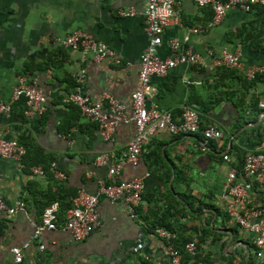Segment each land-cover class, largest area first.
<instances>
[{"label": "crops", "instance_id": "0c3cea01", "mask_svg": "<svg viewBox=\"0 0 264 264\" xmlns=\"http://www.w3.org/2000/svg\"><path fill=\"white\" fill-rule=\"evenodd\" d=\"M146 3L0 0V100L9 99L17 76L23 74V66L37 51L34 61L43 66L30 77L47 96V109L41 116H27L25 104L16 101L8 115H0V134L39 148L66 174L62 181L72 191H97L98 181L107 177V167L96 164L95 156L102 152L120 154L134 136L135 125L119 123L113 138L103 140L78 106L63 98L73 90L75 76L84 68L83 89L93 101L105 103L106 95H112L131 112L140 55L147 44L142 14ZM129 8H134L133 15L119 13ZM212 16L210 5L199 7L194 0H181L179 22L170 21L165 26L157 53L160 57L169 55L168 41L178 39L182 50L198 52L203 63L178 64L163 77H153L157 94L152 102L169 109L175 118L184 106H190L199 113L201 127L216 125L222 137L204 144L201 132L158 131L144 146L137 165H125L118 176L120 180L143 177L137 218L129 217L122 201L112 203L100 196L97 213L101 225L81 241L59 229L45 230L31 240V220L40 221L46 201L43 194L57 179L35 175L30 167L25 172L23 163L0 157V194L9 204L23 200L28 215L18 211L11 217L0 216V264H15L10 248L25 243L28 245L22 248L23 259L18 264H151L147 255L166 257V240L157 234L166 223L182 225L180 236L196 239L200 254L217 264H264V255L258 258L255 254L252 235L223 218L228 201L227 173L235 167L237 177L242 178L244 154L264 151V108L260 106L264 76L252 80L237 69L235 73L221 72L220 66H209L223 50L239 51L247 64L264 62V8H233L216 24H211ZM193 28L204 30L190 31ZM74 30L102 41L115 52L114 57L96 60L89 53L56 42L57 37ZM186 35L188 39L183 41ZM217 98L221 100L214 104ZM247 184L245 203L264 206V171L250 177ZM183 213L185 217H181ZM208 228L211 231H206ZM173 232L178 237L179 232Z\"/></svg>", "mask_w": 264, "mask_h": 264}, {"label": "built area", "instance_id": "2783aa9c", "mask_svg": "<svg viewBox=\"0 0 264 264\" xmlns=\"http://www.w3.org/2000/svg\"><path fill=\"white\" fill-rule=\"evenodd\" d=\"M199 7L210 5L213 11L211 24L220 22L225 13L233 8L249 11L254 5L264 8V0H194ZM122 16L135 13L134 8L121 9ZM144 17V31L147 44L140 55L138 84L131 94V112H126L123 102L112 95H106L105 103L93 101L90 95L84 91L85 69L81 68L75 76L76 85L73 90L63 98L67 103L76 104L81 115L89 122L96 125L99 135L103 140H111L115 127L119 123L133 122L135 134L127 143L120 154L114 152H102L95 156L98 165L107 167V177L98 181L97 191L93 194L79 190L72 199V208L68 211L66 219L57 223L58 202L48 204L42 213L39 222L32 221L31 240L39 238L45 230L59 229L69 232L76 241L84 240L92 231L101 225L97 213L99 197L103 196L112 203L122 201L126 212L132 219L137 218V208L140 204L141 194L144 189L143 177H132L128 180L118 178L125 165L135 166L139 162L140 155L153 135L160 130L170 133H196L201 132L203 143L210 140L217 141L223 135L216 125L201 127L199 113L190 106H184L178 117H174L169 109L158 108L152 100L157 94V87L152 78L163 77L178 64L200 65L202 56L191 48L181 49L178 39L168 41L169 55L160 57L157 53L161 45L165 26L170 22L178 23L181 16V0H147L142 11ZM204 29L193 28L190 31L200 32ZM188 39L184 36L183 41ZM56 42L69 48L79 49L82 54L89 53L96 60L106 57H114L115 52L102 41L94 38L82 30H74L63 36L57 37ZM210 68L224 66L237 69L245 73L248 79L257 74H264L263 63H245L241 59L239 51H222V56L215 59ZM20 98H24L25 114L27 116H41L47 109V96L37 81L25 74H19L7 100H0V115H8L12 111L13 104ZM264 108V100L260 102ZM25 148L16 140L6 139L0 134V157L20 162ZM225 161H230L227 155H223ZM54 177L65 180L66 174L55 168L51 162ZM242 178L237 177V169L232 167L227 173L226 196L228 201L226 211L231 221L242 231L251 234L255 245V254L258 258L264 255V206L249 207L245 201L248 198V184L250 177L264 171V151L246 152L242 160ZM35 175L44 176L40 166L31 167ZM22 211L27 215L25 202L17 200L13 204L0 194V216L11 217L16 212ZM28 216V215H27ZM157 234L166 240V257L159 259L147 255L146 260L151 264H200L194 258L197 254L196 239L185 243L182 250L173 245L175 233L165 228H158ZM25 243L23 247H26ZM12 246L10 251L15 264L23 259L22 248ZM43 248V245H39ZM184 254L188 260L184 261Z\"/></svg>", "mask_w": 264, "mask_h": 264}, {"label": "trees", "instance_id": "16d2710c", "mask_svg": "<svg viewBox=\"0 0 264 264\" xmlns=\"http://www.w3.org/2000/svg\"><path fill=\"white\" fill-rule=\"evenodd\" d=\"M40 51H37L35 53H33L28 62L25 63V65L23 66V70L22 73L27 75V76H31V74L33 73V71L39 69L40 67H42L43 65H41L40 63H36L34 60L35 58L39 55ZM219 68H221V72H234V69L231 68H227L224 66H220ZM263 77L264 74H257L255 76L254 79L258 78V77ZM252 79V80H254ZM21 102L24 103V98H20L19 99ZM18 100V101H19ZM221 99L217 98L214 102V104H217ZM25 104V103H24ZM257 103H254V106H256ZM20 144H22L25 148V152L22 155L21 158V163L24 164V171L27 172L29 167H33V166H40L44 172V175L47 176L49 179L53 180L54 177V173L51 169V159L50 157L47 155H45L39 148L35 147L34 145H28L26 141H22L19 140L18 141ZM210 142V141H209ZM208 142V143H209ZM53 162V161H52ZM53 175V177H52ZM53 178V179H52ZM52 187L54 189H52ZM52 189V191H51ZM51 189H48L43 195L44 197H46V201L44 202V208L50 204L51 202H58V210H57V220L60 219V221H63L66 219V214L68 213V211L72 208V199L74 196H76L77 192L76 191H72L70 190L66 183L62 180H54V184L53 186L51 185ZM143 194V193H142ZM142 194H141V198H142ZM199 207V205H198ZM43 208V210H44ZM183 208L186 209V207L184 206ZM138 209V208H137ZM191 209H193V206L191 207ZM190 209V211H191ZM43 213V211H42ZM185 213L182 214L181 217H185ZM42 217V216H41ZM179 217V218H181ZM224 220H230V217L228 216L227 212L226 214L223 216ZM41 220V219H40ZM182 225H177V226H173L170 223H166L165 224V228L168 229L169 231H177L179 232L178 237H175L172 240V243L175 247L180 248L182 250V248L184 247L185 243L190 241L191 239H189L188 236H180L181 234V229H182ZM232 230H236L235 226H231ZM180 229V230H179ZM206 231H211L210 228H208ZM213 234L215 236L220 235L221 233H214ZM203 239L200 238V241H202ZM197 245V254L196 257L194 258V260L196 262H199L200 264H202V262H204V264H217L215 261H213L210 257H208L207 255L203 256L204 254H200V250L201 247ZM222 254V253H221ZM223 257H225L224 255H222ZM226 258V257H225ZM188 260V256L186 254H184V261Z\"/></svg>", "mask_w": 264, "mask_h": 264}, {"label": "water", "instance_id": "95a60500", "mask_svg": "<svg viewBox=\"0 0 264 264\" xmlns=\"http://www.w3.org/2000/svg\"><path fill=\"white\" fill-rule=\"evenodd\" d=\"M228 233H230V234H231V231H228Z\"/></svg>", "mask_w": 264, "mask_h": 264}]
</instances>
